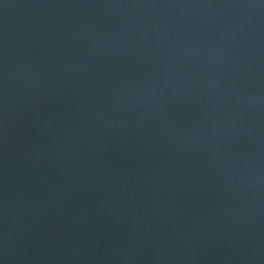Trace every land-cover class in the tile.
I'll list each match as a JSON object with an SVG mask.
<instances>
[{
    "label": "water",
    "instance_id": "1",
    "mask_svg": "<svg viewBox=\"0 0 264 264\" xmlns=\"http://www.w3.org/2000/svg\"><path fill=\"white\" fill-rule=\"evenodd\" d=\"M0 264H264V0H0Z\"/></svg>",
    "mask_w": 264,
    "mask_h": 264
}]
</instances>
